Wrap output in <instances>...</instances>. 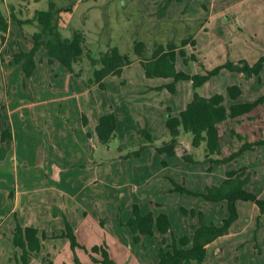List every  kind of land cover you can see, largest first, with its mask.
Instances as JSON below:
<instances>
[{"label": "rangeland", "instance_id": "1", "mask_svg": "<svg viewBox=\"0 0 264 264\" xmlns=\"http://www.w3.org/2000/svg\"><path fill=\"white\" fill-rule=\"evenodd\" d=\"M49 2L54 3V20L62 36L70 37L73 30H80L85 34V42L94 56L98 51L116 46L120 52L129 55L132 61L131 66H124L119 75H113L106 80L104 78L103 85L98 86L93 83L92 74L85 75L90 69L87 59L82 63L84 75L75 76L60 64H57V70L54 69L47 64L45 55L38 54L33 73L27 77L23 76L20 64L13 62L11 54L19 48H29L30 36L39 27L36 22L23 24L21 30L15 27L10 17V6L13 7L12 11L18 18L25 19L32 17L35 10L48 9ZM209 4L210 0H174L161 3H158V0H0V8L7 18L6 31L0 32V130L4 128L10 130L11 121L16 123V116L11 118L8 115L11 101L26 104L45 100L39 105L26 107L18 116L19 121L23 120V124H29L30 129L33 130L31 135L38 140L35 141L30 136V142H34L36 146L43 140L42 131L46 125L58 127L65 122H72L71 117H68V102L72 106L74 99L58 100L56 103H47L46 99L79 91L82 93L76 98L83 109H86L88 105L93 110L92 115L106 113L110 109L117 119L114 138L106 144L99 143L96 139L93 142V148H90L92 165L99 164L101 174L98 175L95 186L82 192L83 205L88 209L86 216L82 218V224L74 228L73 224L68 222L74 233L76 245L71 246L69 239L64 237L66 240L64 251L51 255L42 249V241L45 238L39 237L41 248L31 252L35 258L32 257L29 264L31 261L32 264H101L92 259V257L101 259L100 252L92 251L95 245L104 247L114 264H157L159 246L166 249L173 238L177 240L184 234L191 235L192 229L198 223L197 217L192 215L193 211H196L197 215L201 212L208 223L219 224L222 218L227 216L225 201L209 202L198 193H204L206 187L211 184H219L220 181H217L215 177L219 174L224 175L226 169L246 166L251 168L256 163L255 157L258 162H262L264 145L254 146L252 150H248L250 154L245 157L239 156L231 162L220 165L212 164L210 170H207L208 163L203 161L205 159L204 144L198 147L191 146L190 133L181 132L179 135L176 151L179 154L176 158L179 160L174 158V155L160 153L157 148L170 138L165 127V117L176 116L179 109L190 100L194 89L188 80L174 81L172 77L145 78L141 74L140 65L133 62L136 58L132 50L135 40L144 41L147 48L146 54L149 55L157 44L165 45L168 41H172L180 46V41L183 38H193L199 27V21L149 20L142 16L137 7L149 15L153 13L160 15L166 12L165 5L168 6L170 13H177L180 10L182 13L186 11L188 15L200 11L205 15ZM245 13H249V17L245 16ZM183 15L180 14L181 17ZM242 16L250 23L253 17H260L257 22L260 28H264V20H262L264 10H260L258 4H254L248 10L244 8L241 18ZM200 23H203V20ZM218 23L211 20V26H217ZM236 24L239 25V23ZM238 27L235 26L234 30L231 24L225 25L224 29L228 31L223 36H221V26L210 29L206 34L207 40L202 35L195 37L194 44L188 45V49L193 48L191 51L195 59L200 58L199 61L196 65L190 63L184 65L182 57L178 55L179 60L175 62L176 69L189 72L201 65L204 70L199 73H204L205 70L212 69L226 60L236 62L241 59L248 64L254 63L264 54V30ZM250 59H252L251 63L248 61ZM260 71L258 75H255L256 77L248 78L235 72L231 78L228 75L230 73L220 74L221 79H215L214 75L209 79L212 81L205 85L203 92L218 93V90H221V84L227 86L233 81L232 84L240 83L244 91L256 90L262 93H259L260 96L264 97V75L260 77ZM249 78L252 81L248 82ZM171 84L174 85L173 91L168 88ZM221 91L226 96L228 105L231 101L223 87ZM88 113L90 112L87 111L86 114ZM248 116L220 123L221 157L229 155L240 145L236 137L230 136L231 128L250 139L261 138L262 130H264V102ZM56 134L58 131L51 136L46 134V140L49 139L48 137L57 139ZM146 135H149V138ZM10 140L0 141V264H21L19 257L21 250L17 247V256L12 253L15 246L12 239L15 226L17 224L23 226L24 222L21 219H24L26 214L22 208L26 206V201L22 196L17 210L10 211L15 201L12 194L15 191L14 174L16 172V166H13L10 158L12 147ZM136 141H139L140 145L130 144ZM47 145L48 143L45 147L43 144L39 148L40 161L46 154L49 156L54 154L47 153L49 151ZM20 149L19 146V154H17L19 186L22 187L21 184H23L24 189L31 184H40L42 179L36 175L37 172L42 171L41 163L37 169L34 168L36 163L31 166L29 170L31 177L27 178L29 173L22 162ZM28 150H34V147ZM119 150L122 152H118ZM135 150L139 154L132 153ZM128 151L131 153L128 154ZM184 152L190 153L197 162L191 163L184 160L181 157ZM140 155L143 158L157 160L156 164L154 160L148 163L149 168L143 177H138L134 173L131 175L124 170L128 169V165L142 162L138 160ZM76 156L77 152L70 157ZM128 158L130 161H127ZM190 164H194V170L200 173H195L193 176L190 173L186 174L183 170L186 166H191ZM112 166L115 173L107 177L104 171ZM152 171L153 174L147 178L146 176ZM246 172L250 175L249 171ZM72 181L75 182L77 179ZM250 181L257 184L260 180L256 181L253 175L250 176ZM50 183L52 184L53 181ZM134 185L135 190L132 189ZM176 186H182L186 191H176L174 189ZM49 194L53 195L51 193L47 195ZM37 197L34 195L32 200H38ZM52 199L53 202H58L57 196H53ZM133 204L137 205L141 214L147 211L153 214L165 213L171 224V233L160 235L155 228L154 235L140 236V240L134 243L131 232L120 225V222L124 223L132 215ZM236 206L239 209L237 220L227 234L210 242L204 259L205 264H264V213L259 214L257 206L249 201H239ZM64 221L59 232L67 230ZM161 237L165 238L164 244H160Z\"/></svg>", "mask_w": 264, "mask_h": 264}, {"label": "trees", "instance_id": "2", "mask_svg": "<svg viewBox=\"0 0 264 264\" xmlns=\"http://www.w3.org/2000/svg\"><path fill=\"white\" fill-rule=\"evenodd\" d=\"M12 10L13 7L10 6V17L20 30L23 24L32 22H36L39 27L32 32L30 36L31 45L28 49L19 48L11 54L13 62L20 64L22 74L25 77L30 76L35 70V56L39 51H42L49 63L56 61L75 76L84 75L82 63L83 60L86 61L87 59L90 69L87 70L85 75L92 74V81L98 86L103 85L105 77L119 75L122 68L132 62L129 55L120 52L116 46L98 51L94 56L91 48L85 42V34L80 30H73L70 37L62 36L54 20L53 2H49L48 9L35 10L32 17L25 19L18 18ZM6 27L7 18L0 8V32H5ZM186 44L193 45L194 39L183 38L180 41V46L175 45L172 41H168L165 45L157 44L147 55L144 41L135 40L132 50L147 77H172L174 81L188 80L191 82L193 89L202 86L223 69L229 72L241 73L245 78L258 75L264 63L263 54L252 64H248L241 59L236 62L226 60L212 69L205 70L204 73L190 74L177 70L175 67L178 55L182 57L184 63L188 59L196 61L194 54H190L188 58L185 57L182 47ZM168 88L173 91L174 85L171 84ZM225 91L231 101L228 105L224 102V97L220 93L203 96L194 90L190 100L178 112L177 116L168 115L166 117L165 127L170 138L163 142L157 150L160 153L175 155L181 132L190 133L191 146L198 147L202 143L204 144L205 159L203 161L208 163L207 170H210L212 164L231 162L245 151L252 150L254 146L264 145V130H262L261 138L248 141L245 135L243 136L231 128L229 130L230 136L236 137L240 145L229 155L221 157L222 143L219 124L226 120L248 116L250 112L264 102L263 96H259L252 101H236V98L241 94L239 84H228ZM84 119L83 122H85ZM94 129L97 141L102 144L108 143L114 138L117 130L114 113L110 111L100 115ZM146 137L149 138V135H146ZM7 139H11V132L9 129L4 128L0 130V141L3 142ZM132 153L139 154L136 150ZM181 157L191 163L197 162L190 153L184 152ZM249 180L250 175L246 172V167L227 169L225 177L219 184H211L206 187L204 193H198L204 200L209 202L225 201L227 216L223 217L219 224L208 223L201 212L197 215V212L193 211L192 215L197 217L198 223L192 229L191 235L184 234L177 240L173 238L166 249L159 246L157 264H205L206 245L217 237L228 233L229 228L238 218L236 206L238 201L252 202L260 212H264V198L258 197L256 193L248 188ZM174 189L179 192L186 191L182 186H176ZM120 223L124 229L131 232L134 243L140 240V236L154 235L155 228L160 235L171 233V224L165 213L153 214L147 211L141 214L136 204L132 206V215L124 223ZM64 225L67 230L61 232L60 236L67 237L71 246L76 245L77 242L68 221L65 220ZM41 237L44 238L45 234H42ZM160 239V244H164L165 238L161 237ZM12 242L15 247L21 250L19 255L21 264H29L32 258L31 252L38 251L41 248L38 230L31 226L23 227L17 224ZM92 251L101 254V259L92 257L94 262L114 264L104 247L95 245L92 247ZM75 262L78 263L77 259H75Z\"/></svg>", "mask_w": 264, "mask_h": 264}, {"label": "crops", "instance_id": "3", "mask_svg": "<svg viewBox=\"0 0 264 264\" xmlns=\"http://www.w3.org/2000/svg\"><path fill=\"white\" fill-rule=\"evenodd\" d=\"M162 1L172 2L174 0H158V3H161ZM210 4H212L211 7H210ZM210 4L208 6L207 11H205V15H203L200 11H196L188 15H186V11L182 13V11L180 12V10L177 13L176 12L170 13L169 9H167L169 5L168 6L165 5L166 12L160 13V15H158L159 13L157 14L153 13L152 15H149V13L143 12L141 8L139 9L137 7L136 9H138L139 12L141 11L142 16L149 20H155V19H157L158 21L159 20L161 21L177 20L181 22L182 21H185V22L199 21V27L197 28L198 30L195 31L193 35V39L199 35H202V37L206 38L207 40L208 36L206 34L210 31V29H216L218 26H221V36L226 35V31H228V29H226L225 31L224 27L227 24H231L234 30H235V26L236 27L238 26L249 27L255 30H264V28H260L261 26L257 22L260 19V17L258 18L253 17L251 23L249 22V20L245 21L246 19L243 16L241 18V12L244 10V8L248 10V8H252L254 4L256 5L258 4V7L260 10L261 9L264 10V0H210ZM172 9L174 10L175 8H172ZM179 9H181V7ZM161 10H164V9H161ZM180 14H184L185 16L183 15V17H181ZM247 15L249 17V13H245V16ZM202 20H203V23H200ZM211 20L215 22H219L218 25L211 26ZM262 20H264V18H262ZM233 22L239 23V25ZM233 24H235V26ZM207 26L208 28H204ZM15 27H17L16 24H15ZM238 29H240V27H238ZM223 43L225 44L226 42H223ZM188 45L190 44H186L185 46L182 47L186 58H188L190 54H193L192 52L193 48L192 49L190 48L192 51L189 50ZM40 53L42 55V51H39L36 55L39 54L40 56ZM36 58L37 57L35 56V60ZM199 59H200L199 57L196 58V61H191V60L189 61L188 59V62L184 63V65L185 64L188 65L189 63L191 65H196V62H198ZM178 60H179V57L177 56L176 61ZM251 60L252 59L248 61L251 63ZM133 62L135 63L137 62L139 64V61L137 58H135ZM47 64L51 65L56 70L58 69L57 67L58 63L56 61L53 63H49L47 61ZM131 64L132 62L128 66H131ZM202 70L203 68L200 65L199 68L195 67V69L189 72L187 71V73L194 74V73H199ZM59 71H61V69H59ZM141 71H142L141 74L145 78H147L144 71L142 69ZM225 73H230L228 74L230 75L229 76L230 78L234 74V72H229L223 69L219 71V73H217V75H215L214 77H216L215 79H221L220 74L225 75ZM261 75H264V63L260 71V77ZM112 76L113 75L105 77V80ZM254 77L252 79L255 82L256 80ZM148 78H151V77H148ZM247 80L248 82L252 81L251 78ZM209 81H212V80L206 81L202 86L197 87V89L196 90L194 89V90L203 96L211 95L212 93L211 91L203 92L205 85H207ZM231 82L234 83L233 81ZM236 84H239L241 88V94L236 98V101H239V102L252 101L260 96L259 91L256 92V90L249 89V91L246 92V90L244 91V88L240 85V83H236ZM224 86H226V84L225 85L221 84V90H222V87H223V90H225ZM221 90L220 91L218 90V93L222 94ZM253 92L255 93L251 94ZM81 93L82 91H79L78 93H73V94H69L65 96L49 97L48 99H46L47 103H51V102L56 103V101L63 100V99L65 100H69L71 98L74 99L75 102L72 104V106H71V103L68 102L69 104L68 105V117H71L72 122L71 123L65 122L64 124L58 125L59 128L57 126H53L49 124L46 125L44 130L42 131L43 140L42 142L37 143L36 146L34 142H30V136L33 137L31 135V131L33 130L30 129L29 124H23V120L20 119L19 121L18 116H19L20 111L25 110L26 107L39 105L45 102V100L36 101V102L32 101L26 104H20V103H16V101H11L9 105L10 108L8 111L9 112L8 115L11 118L16 116V123L14 124V122L11 121V126H10V132H11L10 141H11V146H12L10 148L11 149L10 158H11V161L13 162V166H16V172L14 174L15 191L12 194L13 199L15 201H13L10 211L12 212L13 210L14 211L17 210V208L19 207V202H21L20 198H22L23 196V198L26 201V206L23 207L24 209L22 208V211L26 214V217H24V219H21L24 222L23 226L29 225L31 227L36 228L38 230L39 237H41L42 234H45V237H44L45 239L42 241L43 242L42 249L46 250L48 253H51V255L53 253L58 254L61 251H64L65 249L66 240L63 236H60L61 232H59L63 225V220L70 222L71 225L73 224L74 228L77 225L82 224L81 223L82 218L83 216H86L88 212L87 207L83 205L84 200L82 198V192L91 186H95L97 183V177L99 174H101V172L99 171V164L94 163L92 165L93 161L91 160L92 157L89 155V153L91 151L90 148H93L94 146L93 142L96 141V138H95L96 134H95V129H94L95 125L98 121L99 116L105 113H101V114L95 113L92 115L91 111L93 110L88 105L86 109H83L82 104L77 100L78 98H76L77 96H80ZM223 97H224V102L226 103V100H225L226 96L223 95ZM182 108H184V106L181 107L179 111ZM87 111L90 112L88 113V115L86 114ZM110 111L111 110L109 109V111L107 112H110ZM83 119L85 120V122H83ZM19 124H22V125H19ZM55 131H58V134L55 135L57 139L48 137L49 139L46 140L47 138L46 134L48 136H51ZM33 138L35 141L38 140L36 137H33ZM247 140L253 141L254 138L250 139L247 136ZM46 142L48 143L47 146L49 148V151H47V153L53 152L54 154H51V156L46 154V156L43 157V160L40 161V158L38 157L40 153L39 148L43 144L46 147V144H47ZM130 144L133 146H136V144L140 145L139 141L131 142ZM19 146L21 148L20 151H22V153L20 154L22 156V162L26 170H28V173H29L27 178L31 177L30 172H29L31 166L35 165L36 163V167L34 168L37 169V167H39V163H41L42 171L37 172V175H36L37 177L42 179V182L40 184L39 183H35L34 185L31 184L29 187H25L24 189L22 188L24 186L23 184H21L22 187L19 186L20 182L18 181V170H17V167H18L17 160L19 158L17 154H19V150H18ZM31 147H34V150H31L32 153L30 150H28ZM76 152H77V156L74 158H71L70 156ZM118 152H122V151L119 150ZM249 154H250L249 151H246L243 154H241L240 157H245ZM176 157H179V154L177 152L174 155V158ZM138 160H142V162L138 161L136 162V164L128 165V169H124V170L129 172L131 175H133L134 173L138 177H143L146 175L147 170L149 168L148 163L149 162L151 163L152 160L155 161V164L157 163V160L155 158L154 159L143 158L141 157V155ZM127 161H130V158H128ZM255 162H256L255 165L251 168H248L246 166V171L250 172V176L255 175L256 181L257 180H260V181H258L259 184L255 183L256 184L255 185L254 181L249 180V185H251V187H249L248 185V188L254 193H256L258 197L264 198V160L262 162H258L257 157H255ZM190 165L191 166H186V169L184 170L180 169V170L181 171L183 170L186 174L190 173L192 176L195 173H200L194 170L193 168L194 164H190ZM112 168H114V166L104 171L107 177H109L112 173L113 174L115 173L114 169L112 170ZM231 169H235V168H231ZM152 174H153V171L150 172V175H147L146 177L149 178ZM256 175H261V176L258 177ZM224 177H225V173L224 175L219 174L218 177L216 175L215 179L217 181H221ZM72 179H77V181L73 182ZM50 181L51 182L53 181V183L51 184ZM159 186L161 187V183L159 184ZM135 188L136 186L134 185L132 189L135 190ZM48 193H51L53 195H50V194L47 195ZM34 195H37L38 196L37 198L39 199L36 201H33L32 197H34ZM40 196L42 197L40 198ZM53 196L54 197L57 196L58 202L56 201L53 202V199H52ZM261 213L263 214L264 212L259 211V214ZM238 214H239V209H238ZM209 245L210 243L206 245V252H207V248ZM17 252H18V249L17 247L14 246L12 253L15 256H17ZM30 264H32V261Z\"/></svg>", "mask_w": 264, "mask_h": 264}]
</instances>
